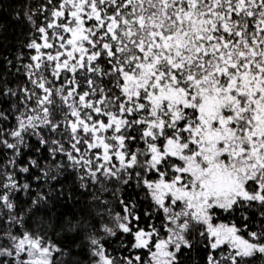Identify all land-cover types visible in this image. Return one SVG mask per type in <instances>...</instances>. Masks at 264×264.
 <instances>
[{"label":"snow or ice","instance_id":"obj_1","mask_svg":"<svg viewBox=\"0 0 264 264\" xmlns=\"http://www.w3.org/2000/svg\"><path fill=\"white\" fill-rule=\"evenodd\" d=\"M0 12V264H264V0Z\"/></svg>","mask_w":264,"mask_h":264},{"label":"trees","instance_id":"obj_2","mask_svg":"<svg viewBox=\"0 0 264 264\" xmlns=\"http://www.w3.org/2000/svg\"><path fill=\"white\" fill-rule=\"evenodd\" d=\"M0 25H4L5 30L10 33L15 27V22L10 16L5 17L3 12H0Z\"/></svg>","mask_w":264,"mask_h":264}]
</instances>
